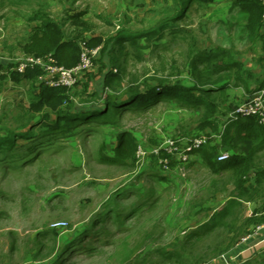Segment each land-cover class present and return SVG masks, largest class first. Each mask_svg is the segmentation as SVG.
<instances>
[{
	"label": "rangeland",
	"instance_id": "rangeland-1",
	"mask_svg": "<svg viewBox=\"0 0 264 264\" xmlns=\"http://www.w3.org/2000/svg\"><path fill=\"white\" fill-rule=\"evenodd\" d=\"M178 5L175 0H0V63L6 75L0 78V138L10 140L0 147V160L8 158L0 162V264H230L226 260L237 258V248L258 225L250 219L264 207V182L257 185V167L251 168L247 183L253 186V198L240 200L226 226L192 236L235 197L232 171L215 174L196 154L187 162L173 155L175 163L166 169L152 155L167 138L215 134L198 128L203 108L162 99L149 109L124 111L116 124L84 122L42 145L46 125L35 126L31 137L17 136L32 128L31 98L44 80L39 75L15 81L11 73L19 59L38 56L27 46L46 19L61 23L69 38L79 35L80 42L94 36L109 39L121 30L130 37L112 46L117 64L113 61L111 67L121 80L105 88L102 97L89 95L103 82L91 83L95 74L85 73V82L70 90L65 111L76 104H103L109 96H125L132 89L193 86L197 73L210 74L227 51L248 68V81L260 89L263 41L248 26L249 14L239 2L191 0L185 12L176 13ZM78 11L84 13V24L70 17ZM147 32L151 39L141 35ZM201 53L213 57L198 60ZM102 56L94 60L93 69L100 65L108 71L111 67L104 66ZM194 66L200 71L195 73ZM229 89L234 97L237 90L230 94ZM227 103L217 100L221 124L231 112ZM43 113L56 119L48 107L36 118ZM124 132L132 133L146 151L140 159L130 158V164L114 159ZM221 149L230 156L235 153ZM255 162L264 166V148ZM248 255L243 261L232 259L233 264H264V246Z\"/></svg>",
	"mask_w": 264,
	"mask_h": 264
},
{
	"label": "trees",
	"instance_id": "trees-1",
	"mask_svg": "<svg viewBox=\"0 0 264 264\" xmlns=\"http://www.w3.org/2000/svg\"><path fill=\"white\" fill-rule=\"evenodd\" d=\"M178 5L176 8V13L185 12L188 3L191 0H175ZM203 3L212 2L214 0H199ZM241 5L242 9L249 14V27L253 34L257 35L264 42V2L263 0H237ZM185 8V9H184ZM84 13L82 11L75 12L70 15L73 22L77 25L84 24L82 22V16ZM37 32L36 40H32L30 45L28 44V50H32L38 54V56L52 54L59 64L65 65L66 67H71L75 65L80 60L81 45L78 41L79 35L71 38L67 37L64 28L61 23L46 19L42 22L40 26L35 29ZM262 30V32H260ZM126 31L121 30L118 34L109 39H102V37L94 36L86 39L87 45L89 47H96L102 44L101 53L108 52L110 57V62L112 66L113 61L115 65L117 64V58L115 55H111L113 51V44H123L125 38L129 37L125 35ZM143 36H148V39L152 38L151 32L141 33ZM130 38V37H129ZM264 49V46H263ZM104 51V52H103ZM219 54L216 57H220ZM215 56V55H214ZM227 57L222 61L221 65L215 68L210 74L207 70H202L201 72H196V66H194V72L198 74V83L189 86L185 83H177L173 86L163 87L161 85L149 88L145 91L138 89H132V91L127 92L125 96H109L104 103L90 104L83 106L78 104L72 110H63L64 104L70 99V90L72 88L64 86H51L48 84L41 83L40 90L35 96L31 98V106L35 114H29L30 123L33 122L32 128L27 132H21L17 136L18 138L31 137V133L35 126L46 125V130L43 131L37 140H40L41 145L48 138H57L59 134L64 132H70L74 127L82 125L84 122L92 123H114L118 122L120 114L127 110H145L151 108L155 103L161 101L162 99L173 98L179 100L184 105L193 107L196 110L203 108L201 119L199 120L198 128L200 130L211 129L215 132L207 133V135L194 134L193 136L185 137H196V136H206L207 141L201 144L199 147L194 148L191 154L198 155L206 166H208L215 174L221 175L226 171H232L233 183L235 185L234 198L230 199L228 204L219 209L216 213L210 217L207 223H204L199 227V229L193 232L191 235H203L208 232L213 231L218 227L226 226L229 220L232 219L233 214H235V207L240 205L241 199L253 198V186L248 185L250 171L252 167L256 168V182L258 186L263 185L264 182V166L257 164L255 162L256 154L259 147L264 145V124L260 122L258 116H238V117H228L225 123H220L216 117L218 105L217 100L223 99L226 101L228 110L231 112L236 109L238 105L233 104L229 101V93L226 92L232 85H239L241 83L246 84V70L242 66L241 62L236 60L234 53L227 51ZM213 55L201 53L197 59L205 61L210 59ZM67 59L70 61L66 62ZM264 61V54L261 56ZM196 61V60H195ZM193 61V62H195ZM210 61V60H209ZM195 64V63H194ZM3 65L0 63V78L6 77L3 73ZM209 72V71H208ZM43 71L39 68L28 69L24 73L18 71H13L11 73L12 79L15 81H20L23 78L33 79L37 76L42 75ZM213 76H216L214 79ZM121 75L114 71L113 67L109 68L106 73L103 82V91L105 88L114 84V81H120ZM84 82V81H83ZM261 89L264 88V81L260 83ZM195 90L199 91V95L195 94ZM103 93V92H102ZM102 93L99 91L90 92L89 95H99L102 97ZM128 95V96H127ZM228 98V99H227ZM48 107L56 113V119L52 120L48 113L41 114L36 118L37 113H42L43 110ZM230 112V113H231ZM47 139V140H48ZM9 139L0 138V147H5L9 144ZM36 142V141H35ZM33 144V143H32ZM26 146V145H25ZM138 142L136 137L130 132H124L120 134L117 146L115 147V157L114 159L121 163L130 164L129 159L136 160ZM221 148L224 149H234L233 153L227 160H218V155L221 152ZM32 147H29L31 151ZM233 150V151H234ZM26 149V156L29 152ZM104 154V153H103ZM4 156V151L2 152ZM136 155V156H135ZM157 159L168 157L170 160V165L175 163L174 156L167 154L165 151L160 152V155L152 154ZM104 159L110 160L106 154L103 155ZM0 162H7L8 158H4ZM4 160V161H3ZM132 164V163H131ZM256 187H254L255 189ZM264 206V205H263ZM264 211V207L257 212L259 215L253 216L250 221L253 224H259L264 221V215H260ZM226 250V247L222 250ZM176 253H170L168 255L173 256ZM179 255V254H178ZM180 256V255H179ZM181 257V256H180ZM249 260L241 262L239 264H248ZM53 264H60L56 261ZM182 264H197V261H189L187 263L182 260ZM251 264V263H249Z\"/></svg>",
	"mask_w": 264,
	"mask_h": 264
},
{
	"label": "built area",
	"instance_id": "built-area-1",
	"mask_svg": "<svg viewBox=\"0 0 264 264\" xmlns=\"http://www.w3.org/2000/svg\"><path fill=\"white\" fill-rule=\"evenodd\" d=\"M81 56L78 63L71 67L59 64L52 54L43 56H27L19 59L14 67V70L24 73L28 69L39 68L43 71L41 78L45 83L51 86H64L68 88L75 87L77 83L85 80V73L91 71L94 67V60L100 55L102 46L89 47L86 41L80 43ZM238 116H258L260 122L264 124V89H260L253 93L243 104L236 107L229 117ZM207 141L206 136L183 137V138H167L158 147L152 150L153 154L160 155V152L165 151L170 155H178L179 160L187 162L190 158V152ZM181 143L184 147L181 149ZM137 157L146 155V151L138 146ZM230 157L229 152L221 150L218 155V160H227ZM137 158V159H138ZM164 167L168 169L170 160L168 157L161 158ZM139 162V160H138ZM264 234V221L259 223L253 233L249 235L246 241L257 238ZM264 242L259 240L253 244V251L256 250Z\"/></svg>",
	"mask_w": 264,
	"mask_h": 264
},
{
	"label": "crops",
	"instance_id": "crops-1",
	"mask_svg": "<svg viewBox=\"0 0 264 264\" xmlns=\"http://www.w3.org/2000/svg\"><path fill=\"white\" fill-rule=\"evenodd\" d=\"M262 32V31H261ZM263 41V40H262ZM263 46H264V42H262V48H263ZM106 53V54H105ZM105 53H103V54H100V56L101 55H103L102 57V59H103V63H104V66H106V67H108L109 65H111V63H110V59H109V56L107 57V55H108V52H105ZM264 54V53H263ZM107 57V58H106ZM259 63H261V65H260V67L258 68V70H259V73H261L260 74V78L261 79H259V81H260V83L261 82H263L264 81V61L261 59V57H259ZM109 63V64H108ZM100 65L99 66H97L95 69H92L91 70V72H93L94 74H95V79H93L92 80V82L91 83H98V82H104V79H105V76H106V73H107V71L104 69L103 70V67H102V69H100ZM243 67H244V69L246 70V71H249L248 70V68L246 67V66H244L243 65ZM251 76H248V75H246V84H244V83H241V84H239V85H234V83H232V85L230 86V89H231V91H229L230 92V94H232V91L234 90V89H236L237 91L235 92V94H233L234 95V99L232 100V97H231V95L229 96V101H231L232 103H233V101H237V102H240V100L242 99L243 100V97L246 99V98H249L253 93H255L256 91H258V90H260V89H257L258 87H256V83H254L253 82V80L251 81V83H250V81H248V79L250 78ZM85 82V81H84ZM259 83V84H260ZM87 84V83H86ZM90 86V85H89ZM103 83H101V85L98 87V88H96L95 89V91H99L100 93H102L103 92ZM102 88V89H101ZM229 89V90H230ZM262 89H264V88H262ZM89 89H88V85H87V91H88ZM94 90V89H93ZM76 105H78V104H76ZM261 148H264V145L262 144V146H260ZM260 147H259V150L258 151H260ZM263 150V149H262ZM259 240H263L264 241V234H262V235H260V236H258L257 238H255V239H252V240H250V241H244V242H242L241 243V245L239 246V248H237V250H236V252H235V254H237V258L235 259L234 257H232L229 261H227L226 260V262H228V263H230V264H233V261H232V259L234 260V261H243L242 259H245V257H249V255L248 254H250L251 252H252V250H253V247H251L253 244H255V243H258V241ZM261 246H264V242H262V244H261ZM252 248V249H251ZM230 255H228L227 257H225V259H227L228 257H229Z\"/></svg>",
	"mask_w": 264,
	"mask_h": 264
}]
</instances>
